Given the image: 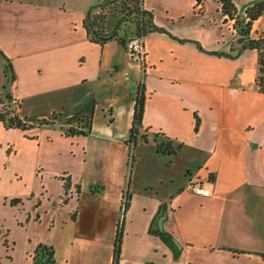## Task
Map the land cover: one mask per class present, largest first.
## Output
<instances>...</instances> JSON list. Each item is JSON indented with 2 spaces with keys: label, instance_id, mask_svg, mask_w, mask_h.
I'll return each mask as SVG.
<instances>
[{
  "label": "crops",
  "instance_id": "1",
  "mask_svg": "<svg viewBox=\"0 0 264 264\" xmlns=\"http://www.w3.org/2000/svg\"><path fill=\"white\" fill-rule=\"evenodd\" d=\"M207 1L144 0L155 23L170 34L144 37L143 70L118 41L89 39L84 18L98 0H0V50L12 63L15 80L8 92L23 121L82 112L95 123L101 110L116 122L117 110L130 129L143 83L146 137L140 135L137 144L155 147L153 160L141 154L133 177L116 166L112 140L92 131L67 135L63 122L23 131L0 121V185L6 172L5 186L14 181L21 189L0 192V264H33L40 243L55 248L59 264H114L117 209L126 198L119 264H264L258 54L206 52H230L237 40L220 0L214 17ZM233 1L242 12L253 0ZM261 34L264 15L251 36ZM6 78L0 67V88ZM0 105H6L5 96ZM113 136L124 140V134ZM164 137L174 153L157 150ZM62 176L70 177L68 192ZM195 179L211 189L209 196L193 191ZM15 197L23 201L11 204Z\"/></svg>",
  "mask_w": 264,
  "mask_h": 264
},
{
  "label": "trees",
  "instance_id": "2",
  "mask_svg": "<svg viewBox=\"0 0 264 264\" xmlns=\"http://www.w3.org/2000/svg\"><path fill=\"white\" fill-rule=\"evenodd\" d=\"M219 2L220 10L225 17L224 21H233V28L237 31V40L236 43L233 42V44L231 45L230 52L217 50L206 52L217 56L235 58L240 55L242 50L255 49L258 54L259 66L258 74L255 78V84L258 90L264 93V35L261 34L258 38H254L251 36L255 21H257L262 15H264V0H253V2L247 5V7L242 12L233 0H220ZM115 17H117L116 21L113 20ZM129 21L132 22L134 26L132 31H125L123 33H120L123 24H126ZM84 27L86 28L88 37L91 41L103 45L109 41L116 40L121 44V46L125 48V50L128 41L135 36L144 38L148 33L151 32H162L170 34V32L166 28L155 23L154 14L151 10L145 8L144 0H98V2L92 5L86 12L84 18ZM181 41L186 40L181 39ZM196 43L201 50L204 49L199 42L196 41ZM7 59L9 60L8 57ZM9 64L12 67V63L10 60ZM13 78L15 80L14 71ZM4 96L6 105H4L0 110V121H3L5 126L15 127L25 131L36 126L42 127L45 125H55L54 119L57 118L59 114H56L55 118L39 119L35 123H28L23 121L12 108L11 92L5 91ZM144 112V84L139 83L135 97L133 125L131 128L129 140V142L135 144V146L138 143L140 135L142 137H146L145 134L141 132L143 128ZM69 117L70 120L69 122L67 121V126L62 128L65 134L87 136L91 133L93 125V119L91 115H86L82 112H76ZM75 122L76 124H74ZM199 124L200 119L197 117L195 126L196 131L199 128ZM157 150L160 152L168 153H174L175 151L172 146V142L168 138L167 140L163 139L161 140V142L157 143ZM64 179V186L66 192H68L71 185V180L68 176ZM22 201V198L15 197L10 200V203L18 204ZM128 207L129 203L126 202L125 206L123 207L124 218L121 222V226L119 227L115 243L114 264H119L123 236L122 226ZM31 257L33 260V264H59L56 259L55 248L52 245L46 243L38 244Z\"/></svg>",
  "mask_w": 264,
  "mask_h": 264
},
{
  "label": "rangeland",
  "instance_id": "3",
  "mask_svg": "<svg viewBox=\"0 0 264 264\" xmlns=\"http://www.w3.org/2000/svg\"><path fill=\"white\" fill-rule=\"evenodd\" d=\"M215 3H216V0H208L206 3L208 13L209 14L211 13V15L213 17H214V14H216ZM113 20L116 21L117 17H115ZM225 22L229 23L231 25L233 24V21H225ZM133 27H134L133 23L129 21L126 24H123V27H122L120 33H123L125 31L130 32V31H132ZM0 67H4L3 63H1V62H0ZM6 83H7V78L5 80L4 86L6 85ZM4 86H2L0 88V90H1L0 91V98L3 97L5 94L6 89ZM105 90H110V89L106 88ZM135 91H136V83L133 87L132 92L135 93ZM100 97L102 99L104 98V96H100ZM2 108L3 107H1V105H0V110ZM115 115H116L117 121L112 122L114 115L112 116L110 114V111L105 112V113L102 112L101 110L98 111V114L96 115V122L95 123L93 122L92 132L94 134L100 135L101 137L105 138L106 140H112L111 147H110L111 155H113V151H114V154L118 153V155L116 157H119L115 163L116 166L125 167V170L128 169L129 171H132L133 172L132 176L136 177L138 175L136 172V171H138L137 167L139 166L140 161L143 160L141 157V154L143 156H144V153L152 154L151 158L153 160V151H155V147L153 146V142H148L147 144H144L142 141V143L137 144L136 146H135V144L130 143L129 140H130L131 128L130 129L127 128L128 123L126 122V120H124V119L122 120L119 118V114H118L117 110H116ZM52 118H55V116H52ZM56 119L57 120H54L56 123H62L63 122L67 126V124L70 120V117L62 114V115L57 116ZM74 124H76V122ZM115 132L121 133L122 135L124 134V136H120V138L124 139V140H119L116 137H114L113 133L115 134ZM2 136L3 135L0 134V137H2ZM14 136L16 138V141H18L21 149H27L28 148V145H25V142L17 134H15ZM163 139L167 140L166 137H164ZM159 142H161V140ZM133 155H134V157H133ZM124 156H125V158H127V160H125V162L123 163V157ZM148 156H150V155H148ZM0 163H1V154H0ZM7 172L9 174H12L10 171H7ZM5 174H6V172L3 173L4 176H3L2 181H1L0 192H4L7 190H9V191H12V190L21 191V189L19 187H16L14 181H13V183L7 184L5 186L6 182L3 181L5 178ZM123 206H124V203H123V205L121 203V204H119L118 209H117L118 210L117 219L119 218V227L121 226V222L123 221V218H124Z\"/></svg>",
  "mask_w": 264,
  "mask_h": 264
},
{
  "label": "built area",
  "instance_id": "4",
  "mask_svg": "<svg viewBox=\"0 0 264 264\" xmlns=\"http://www.w3.org/2000/svg\"><path fill=\"white\" fill-rule=\"evenodd\" d=\"M127 53L130 55L132 60H134L141 69H145L147 66V52L144 45V38L143 37H133L131 38L126 47ZM191 188L196 194L209 196L211 194V189L206 186L203 181L200 180H192Z\"/></svg>",
  "mask_w": 264,
  "mask_h": 264
},
{
  "label": "water",
  "instance_id": "5",
  "mask_svg": "<svg viewBox=\"0 0 264 264\" xmlns=\"http://www.w3.org/2000/svg\"><path fill=\"white\" fill-rule=\"evenodd\" d=\"M0 62L3 63V65L6 67V75H7L6 90L9 91L14 82L13 69L9 64V60L1 51H0Z\"/></svg>",
  "mask_w": 264,
  "mask_h": 264
},
{
  "label": "flooded vegetation",
  "instance_id": "6",
  "mask_svg": "<svg viewBox=\"0 0 264 264\" xmlns=\"http://www.w3.org/2000/svg\"><path fill=\"white\" fill-rule=\"evenodd\" d=\"M66 177H67V176H62L63 179L66 178ZM126 202H127V199L124 200V206H125V203H126ZM124 206H123V207H124Z\"/></svg>",
  "mask_w": 264,
  "mask_h": 264
}]
</instances>
